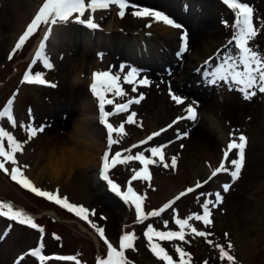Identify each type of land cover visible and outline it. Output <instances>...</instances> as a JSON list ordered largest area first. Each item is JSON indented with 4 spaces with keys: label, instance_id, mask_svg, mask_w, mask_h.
Wrapping results in <instances>:
<instances>
[{
    "label": "rangeland",
    "instance_id": "rangeland-1",
    "mask_svg": "<svg viewBox=\"0 0 264 264\" xmlns=\"http://www.w3.org/2000/svg\"><path fill=\"white\" fill-rule=\"evenodd\" d=\"M241 2L247 3L249 6L253 7L254 23L259 27L260 21L264 20V0H241ZM50 3L51 0H42L40 3L35 0H0V111L7 105L9 99L15 97L12 106V114L16 121V126L13 127L11 122L5 118L0 120V127L12 133L19 142L25 144L23 151L16 154V166H19L25 172L26 176L29 173L35 172L36 181L34 182L37 184L36 186L40 187L42 190H59L61 196H67L69 198V202L83 205L90 210L96 211L97 216L90 217V219L105 228L106 236L113 246H118L119 237L125 231L134 232L137 237L134 242V247L133 249L126 250V258L130 261V264H166V262L160 261L148 247L146 237L143 235L147 224H152L158 230H166L164 229L163 221L167 219L169 221L168 229L178 230L177 226L174 224V215H179L180 218H186L190 214H202L201 205L204 201V197L197 198L200 192H222V185L224 183L233 182L228 174H220L207 185H204L202 189L182 197L181 200L176 202L173 209L166 210L161 217L150 218L144 223H139L137 221L134 206L125 205L110 191L106 182H103L111 193L109 196H106V199L115 200L122 209L121 217H119L116 224L112 226L113 218L111 211L104 208L106 199L97 196L93 191L94 180L90 171L78 170L70 179H61L60 181H52L47 175L41 174L33 165L35 146L44 141L47 137L58 133L61 129L71 128L73 121H75L79 115L77 111V106L79 104L82 102H89L90 110L93 114V118L97 119L98 127L102 128V125L99 124L98 101L91 94L90 84L86 83L81 86H73L71 84V77L73 75L72 69L74 65L82 60L81 57L78 56L76 58L77 62L66 61L63 57V53H60L55 62L49 60V62L54 65L52 70L44 69L42 61L37 62L35 65H32V63L37 59H43L48 52L55 50L54 46L50 45L51 39L57 44L63 45L64 38L73 40L74 38L72 35L78 34V38L80 39L78 44H81L84 48V50L81 49V54L88 53L86 51L91 50L96 51L97 55L98 52L95 48V45H97L96 41L107 44L111 43L112 45L115 44L114 39H101L98 38L95 33L89 35L76 32L75 26L79 27L80 30L84 32L90 30V28L78 23V18L71 16H54L48 11ZM139 3L141 4H138V6H146L154 11H164L166 8L162 6L163 4H149L143 1ZM190 5L192 6L194 4L189 0L187 4L182 3L180 7L176 5L178 8L170 4L166 9L171 17H174L175 21L180 24L179 17H184V14L189 12ZM112 7L114 8L115 6ZM191 9L193 13L202 11V14H207L206 17L210 19L214 25L218 28H222L220 36L217 35L214 39H209V43L217 46V53L224 56L232 55L238 58L239 50L235 47L234 43L231 45L229 44V40L235 32V28L233 27L235 20L234 11L229 9L223 3V0H209V3H205V5H199L197 9ZM87 13H90V11L86 12V14ZM52 20H54V23L49 29L50 37L44 41H47L45 47L42 50H37L38 41L43 37V30ZM181 25L185 27L184 24ZM181 42L180 39H177L174 44L175 47L172 49L166 48L165 50H168L172 57H175V52H179L181 61L186 62L185 66L193 67V54L189 49H185V51L182 52ZM249 46L253 47L261 56H264V28L260 29L257 37L249 42ZM59 50L61 51V49ZM43 51L44 53L42 54L41 52ZM163 51H157L156 48H154V53L158 59H160V62L165 60L162 55ZM112 57L114 56L109 55V53L105 54V52L100 56V61H102V68H104V70L112 69L110 61ZM130 58L149 59L148 56L143 55L142 49H135ZM211 59L214 58H209L208 60ZM98 60L97 57H93L91 60H87V62L92 65L93 63L97 64L96 62H98ZM214 63L219 64L220 61L218 60ZM30 67L33 70V74H35L36 71H44L45 78L49 80V83H56L58 86L52 88L48 85L25 83L23 81V76ZM131 67L136 66L129 63V66L125 68V73H119L126 95L124 97L115 98H113L111 94L108 96L109 99H114V104L126 103L130 98H137L138 93L141 92L137 90V92L132 93L130 91L131 87L123 83V76ZM85 71H87L86 68ZM198 83L201 84L202 82L199 81ZM157 93L160 94L161 92L158 90ZM249 95L250 99L254 100L257 106L262 109L264 108V91L254 90V94L250 92ZM150 100L151 98L147 97L142 100L141 103L134 104V106L132 105L129 113L144 108L143 106L148 104ZM108 110L115 111L114 105H106V111ZM129 113L116 114L109 118V122L114 126H119L120 123L125 122ZM158 113L157 110L148 113L141 112V116L134 126L125 123L126 134L122 137H116L120 143L113 146V152L117 150L123 151L132 144H139L140 141L146 139L150 134L161 131L160 129L163 128L162 124H167L169 120L175 117V115L172 117L169 116L166 121L160 123L158 120ZM180 114H183V112L181 111ZM196 123H198V118L196 122L184 121L181 126L168 129L167 131L170 133L155 137L147 146H167L171 141L173 142V138L177 133H180ZM27 124L41 126L50 125V128H48L46 135L39 136L29 143L26 141L27 134L23 130V126ZM259 127L261 130L258 129ZM102 130L104 134L103 141L105 143L104 152L106 150V129L102 128ZM245 131L249 134L254 131L259 132L260 138L264 139V114L257 116L255 127L251 129V131L237 129L236 132H232V134L235 133L239 136L243 135L242 133ZM230 142L231 140L229 143ZM147 146L142 145L140 148L134 149L133 152L135 153ZM227 146L225 147L221 140H217V143L215 142L210 149L213 148L219 153V151L222 152V149L227 148ZM5 147L6 149L8 147L7 141H5ZM256 151L264 153V144H258ZM164 152L166 162L170 163L171 157L174 155H168L166 149H164ZM147 154L146 152V155ZM249 155H251V152H249ZM260 160L262 166L252 169V172L253 174L258 173L257 179H264V155L260 157ZM199 162L204 167L212 165L209 158ZM185 163H188L187 160L182 159L180 162L178 161L176 169H164L162 165H150L149 169L152 176L150 182L143 180L133 181V187L138 194L145 195L146 197L144 201L145 212L158 210L163 204L174 199L176 195L186 191V189L190 187H194L197 181L202 180L201 178H197L196 171L198 168L196 165L189 166L187 164L185 165ZM6 167L9 169L10 173L14 166L8 162L6 163ZM140 167L142 166L139 165L138 162L117 166L116 169L111 170L110 176L121 185L122 190H126L127 181L132 175V169L135 168L139 170ZM9 173L0 170V202L11 203L15 209L25 211L33 217L37 224L45 229V232L41 240V233L38 230H34L27 225H21L8 218L0 217V264H40L38 258H34L30 255V251L38 247L41 242L44 244L43 251L45 255H76L81 264H97L99 259L106 258V245L101 237L91 229L87 222L81 221L79 218L75 217L74 214H70L59 206L43 198L36 197L33 193L23 189L11 179ZM235 183L233 186H235ZM222 194L225 199L222 205H219L214 210L212 217L213 224L211 226L202 227V222H192L193 226L197 227L198 230L208 231V227H212L213 231L211 232V236L204 238L197 237L194 234H188L184 242H161V245L177 260V264L178 254L174 251V245L176 244L183 247L185 251L191 255V264H205V262L206 264H230V262L220 258L219 250L215 247L217 244L222 245L231 254V248L227 247L228 236L225 226L222 223L225 218L221 216L220 210L227 207L234 196H230L223 192ZM47 211L54 212L57 216L48 215L46 214ZM101 217H106V219H101ZM80 225L94 233L98 238V243L89 233L84 232ZM54 236H59L60 239L56 240ZM208 239L213 240L212 245L208 244ZM262 244H264V241H262ZM21 257H23V259H20ZM48 264H74V262L49 261ZM251 264H264V250H261L255 256Z\"/></svg>",
    "mask_w": 264,
    "mask_h": 264
},
{
    "label": "snow or ice",
    "instance_id": "snow-or-ice-1",
    "mask_svg": "<svg viewBox=\"0 0 264 264\" xmlns=\"http://www.w3.org/2000/svg\"><path fill=\"white\" fill-rule=\"evenodd\" d=\"M223 3L235 13L233 25L235 32L229 40V44H235V47L239 50V57L236 58L232 55L224 56L216 54L214 59L219 60L220 63L215 64L213 59L206 61L203 75L209 78L208 83L211 85H216L219 82H229L239 86V91L245 98H250V92L254 94V90L264 91V56H261L253 47L249 46V42L257 37L260 29L264 28V20H261L259 27H257L254 23L253 7L249 6L247 3L241 2V0H223ZM111 6L117 7L118 15L121 18L126 15V10L131 8L133 10L130 12V15L135 18H151L154 22H159L179 30L182 29L181 24L177 23L164 12L154 11L147 7H139L135 3L130 4L129 0H87V2L86 0H51L48 11L54 16H71L78 18V23L84 24L90 29L97 30L100 28V25L95 22L92 16L85 17L86 12L90 11L94 14L97 10H108ZM146 26L151 28L153 25L152 23H148ZM180 38L182 40V52H184L187 47V32L183 31ZM39 61H42L43 68L46 70H52L54 68V65L49 62L47 57L37 59L32 65H35ZM125 68V65H120L119 73H125ZM93 76L94 80L90 85V90L91 94L98 101L99 124L102 125L103 129H106V150L102 153L99 178L101 181L106 182L110 191L125 205L134 206L136 219L139 223H144L150 218L161 217L166 210L173 209V206L177 201L181 200L182 197L202 189L204 185H207L220 174H228L233 182L224 183L222 185L223 193H227L239 179L245 164L247 139L244 135L237 136L233 133L231 142L227 148L222 149V157L216 170L212 172L211 179L206 178L202 182L197 181L194 187H190L186 189V191L176 195L174 199L163 204L158 210L145 212L144 201L146 197L145 195L138 194L133 187V181L143 180L150 182L152 179L149 169L150 165H162L164 169H176L178 165V157L175 155L171 157L170 163L166 162L164 152V147H166V145H147H149V142L155 137H159L168 129H173L175 125L180 124L182 121L196 122L198 108L191 103H187L186 98L179 94L169 92L170 100L174 102L175 106H184L181 109L183 115H176L163 130L155 134H150L146 139L140 141L139 144H132L123 151L117 150L113 152V146L120 143L116 137H122L126 134L125 123L128 125L137 123L136 119H134L136 113H129L131 106L141 103L145 97L140 95L138 99L130 98L126 103L114 104V99L108 98L109 94H111L113 98L124 97L126 95L125 88L121 83V75L114 74L110 70H103L94 73ZM140 76L141 72L136 67H131L123 76V83L131 86L130 91L132 93L137 92L138 87L151 85V81L147 77L139 78ZM23 81L28 84L48 85L52 88L58 86L56 83H49V80L45 78L44 71H36L35 74H33L31 67L23 76ZM14 99L15 97L9 99L7 105L0 111V120L7 118L13 127L16 126V121L12 114ZM106 105H114L115 111H106ZM119 113L129 114L125 122L120 123L119 126H114L109 122V118ZM48 128H50V125H24L23 130L27 134L26 141L30 143L39 136L46 135ZM189 135L190 133L185 130L182 135L177 133V139L187 138ZM5 141H7V149L5 147ZM142 145L147 147L135 153L133 152L134 149L140 148ZM24 148V143L19 142L12 133L0 127V170L9 173L6 163L10 162L14 167H12L9 175L11 179L23 189L33 193L36 197L43 198L59 206L70 214H74V216L81 221L87 222L91 229L101 237L107 247L106 258L99 259L97 264H130V261L126 258V250L133 249L134 242L137 239L136 234L134 232L125 231L119 237L118 246H113L106 236L105 228L90 219V217L97 216L96 211L90 210L86 206L69 202V198L67 196H61L59 190H42L25 175V172L19 166H16V154L22 152ZM146 152L149 153V155H146ZM132 162H138L142 167H140L139 170L135 168L132 169V175L127 181L126 190H122L121 185L110 176V172L116 169L117 166L129 165ZM222 192H200L197 198L204 197V201L201 205L202 214H190L186 218H180L179 215H174V224L177 226L178 230L168 229L169 221L167 219L163 221V226L166 230H158L152 224H147L143 235L146 237L151 252L159 258L160 261L166 262V264H177V260L169 254L161 245V242H184L188 234H194L197 237L204 238L211 236V232L198 230L197 227L193 226L192 222H202V226H211L213 224L212 217L214 210L219 205H222L224 201ZM0 217L8 218L21 225H27L34 230H38L41 233V240L43 239L45 229L37 224L31 215L27 214L25 211L15 209L13 204L0 202ZM101 219H106V217H101ZM54 238L56 240L60 239L59 236H54ZM207 242L209 245L213 244V240L211 239H208ZM215 247L218 248L221 259L230 262V264H235V257L232 256L224 246L217 244ZM227 247L231 248V245L229 244ZM43 250L44 244L41 242L38 247L30 251V255L34 258H38L40 264H48L49 261H71L74 262V264H81L76 255H45ZM174 251L178 254V264H191L192 257L183 247L176 244L174 245ZM20 259H23V257Z\"/></svg>",
    "mask_w": 264,
    "mask_h": 264
},
{
    "label": "bare ground",
    "instance_id": "bare-ground-1",
    "mask_svg": "<svg viewBox=\"0 0 264 264\" xmlns=\"http://www.w3.org/2000/svg\"><path fill=\"white\" fill-rule=\"evenodd\" d=\"M35 1L40 3L42 0ZM141 1L148 2L149 4H163L162 6L167 8L170 4L180 7L182 6V3L187 4L189 0H129V3H135L138 5L141 4L139 3ZM190 1H192L194 5H190L189 12L184 14V17H179L180 24L185 25L181 30L163 25L159 22H154L151 18H135L130 15V12L133 10L131 8L126 10V15L123 18L119 17L116 6L114 8L111 6L110 10H97L94 14L91 12L87 13L85 17L92 16L95 22L100 25V28L97 30L90 29L84 32L80 30L79 27L75 26L74 28L77 30L76 32L89 35L95 33V35L101 39H114L115 44L112 45L111 43L107 44L96 41L97 45H95V48L98 52L97 55L96 51L91 50L86 51L88 53L81 54V49L84 50V48L81 44H78L80 39L78 38V34H75L72 35L74 38L73 40L64 38L63 45H59L51 39L50 45L54 46L55 50L48 52L46 57L52 62H55L60 53H63V57L66 61L75 62H77L76 58L78 56L86 61L91 60L93 57H97L99 59L98 62H96L97 64L93 63L92 66L98 69L97 71L101 72L104 68H102L103 64L102 61H100V56L105 52V54L109 53V55L114 56L110 59L112 64V69H110V71L114 74H119L120 65L129 66V63H131L138 67L141 72L139 78L147 77L151 81V85L138 87L137 90H140L141 92L138 93L136 99H138L140 95H143L145 98L150 97L151 100L148 104L143 106L144 108L138 109L135 112L136 117L134 119H136L137 122L139 120L138 118L141 116V112L148 113L154 112V110L159 112L158 120L160 123L166 121L169 116L172 117L173 115L176 116L178 114L183 115L180 114V112L184 106H175L174 102L168 97L169 92L179 94L186 98L187 103H191L200 109L202 118L198 119V123L179 133L182 135L183 132L187 130L190 135L183 139H177V135H175L173 138L174 140L172 139L173 142L171 141L166 147H164V149H166L168 155H176L179 162L184 159L188 162L185 163V165H196L198 168L196 171L197 178H201L202 182L206 178L211 179V174L216 170L222 157V152L219 151L218 153L213 148L210 149L215 142L217 143V139L213 134L204 130L208 127L211 117L215 116L216 119L224 125L225 131L232 136V132H236L237 129L251 131V129L255 127L257 116L264 114V108L262 109L257 106L254 100H251L250 98L246 99L239 91V86L229 82H219L216 85L208 83L209 78L203 75V72L205 71L204 64L209 58H214L216 54H219L217 53V46L209 43V39H214L217 35L220 36L222 28H218L214 25L210 19L206 17L207 14L201 13L202 11H198L197 13L192 12L191 8L197 9L199 5L209 3V0ZM177 6L176 8H178ZM166 8V11H155H162L166 15H169L170 18L174 19V17H171L167 12ZM52 23H54V20L50 22L48 27L51 26ZM148 23H152L153 26L148 28L146 26ZM83 26L85 25L83 24ZM183 31L188 34L187 47L193 54V67L185 66L186 62L181 61L179 52H175V57H172L170 52L165 50L166 48L172 49L175 47L174 44L177 39H180V42L182 41L180 37ZM45 33L46 29L44 30V35ZM154 48H156L157 51L164 50L162 55L165 60L160 62V59H158L154 53ZM59 49H61V51ZM135 49H142L143 55L148 56L149 59L130 58ZM215 61L218 60L213 59V62ZM97 71L91 73L90 85L94 80L93 74L97 73ZM199 81L202 83L199 84ZM158 90L161 92L160 94L157 93ZM172 120H169L167 124H162L163 128L160 130H163ZM183 123L184 121L180 122V124L176 125L174 128L181 126ZM87 127L101 142L102 148L99 154L92 159L89 166L82 170L90 171L94 180L93 191L97 196L106 199V196H109L111 193L105 187L103 181L100 180L98 171L100 170V161L105 147L103 130L101 127H98L96 118H93L92 122L89 123ZM258 129L261 130L260 127ZM168 133L170 132L165 131L162 134L165 135ZM219 140H221L226 147L231 139L221 138ZM147 155H149V153ZM206 158H209L212 162L211 166L204 167L199 162H202ZM27 176L35 185H37L34 182L36 181L35 172H32L31 174L29 173ZM104 208L111 211L113 218L112 226L115 225L116 221H118L119 217L122 215L121 207L115 200L112 201L106 199ZM46 214L54 217L57 216L51 211H47ZM80 227L84 232L89 233L98 243V238L94 233L90 232L82 225H80ZM208 231L212 232L213 228L208 227Z\"/></svg>",
    "mask_w": 264,
    "mask_h": 264
},
{
    "label": "clouds",
    "instance_id": "clouds-1",
    "mask_svg": "<svg viewBox=\"0 0 264 264\" xmlns=\"http://www.w3.org/2000/svg\"><path fill=\"white\" fill-rule=\"evenodd\" d=\"M97 70L86 60H81L72 69L71 84H90L91 73ZM77 111L79 115L71 128L61 129L35 146L33 165L52 181L70 179L78 170L86 169L102 148L101 142L87 127L93 120L90 103L82 102L77 106ZM197 118H202L199 109ZM204 130L217 140L231 139L230 133L225 131L224 125L215 116L211 117ZM242 134L247 139L244 168L235 186L226 193L234 196L233 200L220 213L225 218L222 223L235 264H251L255 256L264 250V179H257L258 173L252 172V169L262 166L260 157L264 153L257 152L256 147L264 144V139L256 131Z\"/></svg>",
    "mask_w": 264,
    "mask_h": 264
}]
</instances>
